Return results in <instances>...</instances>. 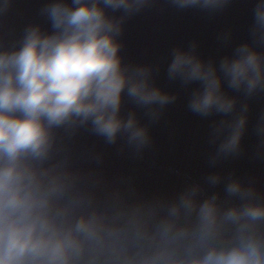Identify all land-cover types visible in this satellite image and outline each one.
I'll use <instances>...</instances> for the list:
<instances>
[{
	"label": "clouds",
	"instance_id": "1",
	"mask_svg": "<svg viewBox=\"0 0 264 264\" xmlns=\"http://www.w3.org/2000/svg\"><path fill=\"white\" fill-rule=\"evenodd\" d=\"M13 3L0 0V19ZM232 3L46 0L39 15L50 30L29 23L0 38V264H264V192L254 178L210 171L146 196L131 176L107 177L94 145L75 150L86 132L142 159L151 127L178 99L157 83L163 67L190 90L191 113L220 117L209 124L208 167L243 156L249 101L264 96V0H254L248 40L218 60L202 58L196 40L163 63L123 54L127 22L146 11L213 17ZM217 40L230 45L231 30ZM252 131V157L264 160V111Z\"/></svg>",
	"mask_w": 264,
	"mask_h": 264
},
{
	"label": "water",
	"instance_id": "2",
	"mask_svg": "<svg viewBox=\"0 0 264 264\" xmlns=\"http://www.w3.org/2000/svg\"><path fill=\"white\" fill-rule=\"evenodd\" d=\"M45 2L14 0L8 15L0 19V38L9 42L18 38L29 23H39L50 30V24L39 15V9ZM253 3L254 0H233L229 8L213 17L194 10L177 12L169 8L163 12L146 11L127 22L122 37L125 44L123 54L127 60L136 63H163V58L172 47H186L188 42L196 40L202 58L218 60L231 54L237 44L248 40L247 29L251 23ZM227 30L232 32V42L225 47L218 42L217 36ZM157 83L167 91L178 93V99L167 107L159 123L151 127L153 146L145 151L142 159L132 158L127 152L118 154L119 142L107 146L102 138L86 132L77 137L75 150L79 152L94 145L96 151L104 154L102 168L107 177L131 176L139 191L146 196L172 194L180 190L189 178L199 181L210 171L252 177L258 190L264 192V160L252 157L257 142L252 128L260 112L264 111V96L249 101V125L242 140L245 154L212 169L206 160V154L211 150L207 135L211 121L220 117L204 119L191 113L187 109L190 90L182 89L178 83H169L163 67ZM214 191L223 196V185Z\"/></svg>",
	"mask_w": 264,
	"mask_h": 264
}]
</instances>
